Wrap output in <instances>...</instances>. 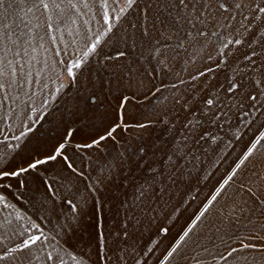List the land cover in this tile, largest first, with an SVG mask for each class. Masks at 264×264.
<instances>
[{
  "label": "snow or ice",
  "instance_id": "6c2138e0",
  "mask_svg": "<svg viewBox=\"0 0 264 264\" xmlns=\"http://www.w3.org/2000/svg\"><path fill=\"white\" fill-rule=\"evenodd\" d=\"M95 2L96 0H0V122L5 117L11 119L15 112L12 104L20 101L22 93L31 98L30 91H26V84L32 82L30 79L32 74L31 71H24L25 64L21 61L28 55V48L25 45H32L36 39V33L33 31L32 38L23 41L20 34L14 30L17 27L15 18L21 11H24L39 20L40 17L36 16V10H40V16L44 17L48 34L51 36V40L55 41L57 37L51 33L63 32L67 28L71 34V26L77 25L78 17L85 14L82 9L92 11L91 4ZM137 3L138 0H112L113 10L116 11V14L111 15L109 0H100V6L104 10V24L107 26L105 30L95 39H90V42L79 50V57L72 58L76 56V53H72L69 63H65L63 60L59 61L64 67L57 75L62 76L66 73L74 86L79 85L80 88L89 92L83 111L78 101L73 106L72 116L77 118L75 122H80L83 119L94 120L95 113L89 116L92 105L96 103L99 93L111 87L110 84H105L102 80H94L91 77H88L86 81L81 79L82 70L97 52L101 37H108L112 33L113 22H118L126 14L127 9H131ZM179 5L187 23L193 27L199 24L205 28L213 29L210 32L201 30L195 34L196 36L217 37L222 33L218 47L220 60L216 67L219 68L221 63L228 64V68L236 73L227 78L223 96L220 94L221 86L217 84L215 90L209 88L201 96L192 94L187 98H176L173 103L178 106V109H170L155 121L150 118L148 122L142 120L131 122L132 118L125 119L124 109L133 97L124 95L120 98L116 110V121L110 123L102 133H98L91 139L77 142L78 130L73 126V123H69L61 140L46 154L39 156L34 154L26 162L17 164L14 157L10 160L6 153L0 151V264H37V262H41V264H69V261H72L73 264H86L81 255L76 253L75 248L69 246V238L76 231L78 217L82 212L79 202L73 198H65L64 203L69 209V214L64 217L63 223L60 225L59 235L61 238H57L49 236L47 229L39 221V217L34 220L32 217L22 215L18 210V205L9 202L6 195V192L10 190L19 197V194L27 186L29 174L37 173L38 175L42 167L61 162L66 171L81 179L95 203H98L96 193L99 191V186L105 182L115 184L119 179L121 187L133 189L130 193L131 199L120 202L121 207L127 208L129 215L118 225H115L107 235L98 220L95 254L98 264H128L129 258L133 259L135 264H144L130 251L129 226L131 224V227L135 228L137 210L142 212L145 201L151 200L153 195L160 193V188L152 182L180 183L181 178L186 174V168L194 166L195 147L201 145V142L214 140L217 131L225 125L231 126L230 114L235 109H243L245 123L250 122L246 119L247 117L255 118L261 109H264V0H179ZM150 8L151 5H148L143 11L145 25L142 28V35L145 38L151 36L146 23ZM10 18H12L11 23L9 22ZM83 23L87 25L89 21L84 20ZM36 27L39 28L40 25L37 24ZM78 27L79 25H77ZM88 32H91L90 27ZM40 39L43 40V37ZM155 43L158 44L159 40H156ZM233 49H240L241 55L237 56L232 51ZM33 51H35L34 48ZM55 54L59 56L60 52L57 51ZM154 54L161 57L162 63L167 59L160 48H155ZM126 55L121 51L117 58ZM230 55L235 59L229 64ZM208 71H213V69L209 68ZM205 74L202 71L197 76H193L192 80H197ZM148 76L151 77L152 73H148ZM120 83L125 88L138 89L146 86L150 81L128 79L126 84L123 80ZM153 88L154 92L162 90L161 87L155 85ZM246 105L247 107H245ZM6 107L8 111L5 113L3 110ZM239 119L240 117H238ZM156 124L163 125L160 137L141 138L135 144H130L127 141L121 143L120 133L131 135L130 129L148 130L154 128ZM32 131L31 127H28L27 132L21 130L16 140L21 141ZM108 141L119 145L116 155L106 160L98 168V175L92 180L91 177L85 175L84 169L77 166L76 159L79 157L85 161L89 160L91 158L89 150L103 151L108 146L106 143ZM262 142H264V131L260 132L255 142L249 145L243 159L238 162L236 167L239 168L243 165L254 154L258 146L264 147ZM0 143H4V141H0ZM137 172L142 173L141 177L136 176ZM235 176L236 172L234 171L223 180L215 194L210 197L204 210L195 217L179 239L166 250L160 259V264H170V261L179 254V250L193 233L197 223L205 216ZM137 179L140 180L139 183L135 182ZM13 181H15V187ZM44 183L50 198L56 199L58 194L53 184L47 181ZM245 191L248 193L249 199L254 198L255 203L264 206V200L259 198L260 191H264V189L258 190L253 184H248L245 186ZM84 203H87V198H84ZM8 209H17L15 215L8 212ZM13 219L16 221L26 219L27 226L18 223L14 227H9L13 224ZM163 231L167 232V229H163ZM261 231L264 229L258 227L246 239L249 241L264 240V236L260 235ZM53 241L55 242L53 243ZM147 251L152 252L153 249L149 247ZM229 258L236 260L237 264H264V244L245 242L242 239L239 247H231L227 254L221 257L223 260ZM198 264H202V262H198Z\"/></svg>",
  "mask_w": 264,
  "mask_h": 264
},
{
  "label": "crops",
  "instance_id": "0c3cea01",
  "mask_svg": "<svg viewBox=\"0 0 264 264\" xmlns=\"http://www.w3.org/2000/svg\"><path fill=\"white\" fill-rule=\"evenodd\" d=\"M158 4L167 7L168 12H164V17H166V12L167 15L178 14L181 21L179 35L184 41L180 45V62L177 63L179 69L177 75L180 76L172 78L173 75L176 76L175 72L173 73L175 68L171 62L164 63L165 76L168 74L169 78H149L147 79L150 81L147 83V93L144 91L141 94L130 95L133 99L125 107L124 113L126 120L132 118L131 122L136 120L148 122L150 118L155 121L170 109H178V106L173 103L176 98H187L192 94L201 96L209 88L215 90L217 84L221 86L220 94L223 96L227 78L236 74L228 68V64L221 63L219 68L216 67L220 60L218 47L222 33L217 37L196 36L195 34L201 30L210 32L213 29L205 28L199 24L193 27L187 23L179 0H138L134 6L147 7L151 5L147 21H155ZM109 5H113L112 0ZM138 13L137 9H132L130 13L126 12L118 22L114 21L115 25L113 22V32L110 37H122L123 34L120 32L124 27L123 22L143 20L144 17H140L143 15ZM100 22L104 24L103 19ZM83 27L88 30L90 26L86 28L83 25ZM106 27L105 24L101 25V32ZM232 51L237 56L241 55L240 49ZM233 59L235 57L230 55L228 63L230 64ZM174 64L177 66L176 63ZM209 68H212L213 71H208ZM202 71L206 73L205 76L192 80L193 76H197ZM38 80L42 82L40 84L43 86L59 85V82H55L54 78H38ZM153 85L161 87L162 90L154 92ZM119 101L120 98L117 97L115 109L101 113L95 124H92L90 119L89 122H82L84 124H73L78 130L77 142L91 139L98 133H102L110 123L115 122ZM52 117H55L54 113ZM238 117H240L239 120ZM58 119L59 115L55 117L56 123H58ZM246 119L250 122H244L243 109H235L230 114L231 126L225 125L217 131L214 140L204 141L201 142V145L196 146L194 166L186 168V174L181 178L180 183L152 182L160 188V193L153 195L151 200L145 201L142 212L137 210L135 228H132L131 224L129 226L130 251L144 264H160V259L166 250L192 224L195 217L208 205L210 197L215 194L219 185L234 171L236 176L233 181L221 192L209 211L200 219L193 229V233L182 245L179 254L170 261V264H198V262H202V264H237L236 260L231 258L223 260L221 257L226 255L231 247H239L240 240L264 244V240L249 241L246 239L258 227L264 229V206L255 203L254 198L249 199L248 193L245 191V186L248 184H253L258 190L264 189V147L258 146L254 154L243 165L239 168L236 167L238 162L243 159L249 145L255 142L260 132L264 131V127H262L264 126V109H261L255 118L249 116ZM66 128L59 125L47 127L41 125L33 128V131L17 144L9 159L14 157L18 164L26 162L34 154L38 156L46 154L61 140ZM162 129L163 125L160 124H156L154 128L148 130L130 129L131 135L120 133L119 138L121 143L127 141L130 144H135L141 138L160 137ZM106 143L108 146L103 151L89 150L91 152L89 160L85 161L79 157L76 159L77 166L84 169L85 175L91 177L92 180L97 177L98 168L106 160L114 157L116 149L119 147L111 141ZM6 150L7 147L3 148V151ZM141 175L140 172L136 174L138 178ZM45 181L53 184L58 194L56 199L50 198ZM135 182L139 183L140 180L137 179ZM12 183L15 187V181ZM26 183L27 186L19 194V197L10 190L6 192L9 202L17 204L18 210L25 217H32L34 220L39 217V221L47 229L50 237L61 238L59 235L60 225L63 223L64 217L69 214V209L64 203L65 198H73L79 202L82 212L78 217L76 231L69 238V246L75 248L76 253L81 255L86 264H98L95 254L97 222L99 220L103 225V230L107 235L115 225L125 219L129 213L126 207H121L120 202L121 200H130V193L133 189L121 187L119 179L115 184L105 182L99 186V191L96 193L98 203H95L81 179L66 171L62 162L42 167L38 175L37 173L29 174ZM84 198H87V203H84ZM259 198L264 200V191H260ZM16 210L8 209L7 211L12 212L14 216ZM18 223L27 226L26 219L23 221L13 219V224L9 227H14ZM163 229H167V232H164ZM260 235L264 236V231H261ZM149 247L153 249L152 252L147 251ZM37 264H41V262H37ZM69 264H73V262L69 261ZM128 264H135V261L129 258Z\"/></svg>",
  "mask_w": 264,
  "mask_h": 264
},
{
  "label": "rangeland",
  "instance_id": "374dc122",
  "mask_svg": "<svg viewBox=\"0 0 264 264\" xmlns=\"http://www.w3.org/2000/svg\"><path fill=\"white\" fill-rule=\"evenodd\" d=\"M91 8L92 11L82 9L85 14L78 17V28L77 25L71 26V34H69L67 28L63 32L51 33V35L57 37L55 41H52L51 36L48 34L44 17L40 16V10H36V16L40 17L39 20L24 11H21L19 16L15 18L17 27L14 30L20 34L21 39L23 41L30 40L33 31L36 33V39L31 46L25 45L28 48V55L21 61L25 64L24 71H31L32 74L30 78L32 82L26 84V91H30L31 98L22 93L20 101L12 104L15 112L12 114L11 119L5 117L0 122V141H4V143H0V151L5 152L8 158L13 154L17 144L20 142L16 140V137L20 135L21 130L27 132L28 127L35 129L41 125L46 127L50 125L67 127L71 121H74V125L84 124L82 123L84 121L89 122V119L75 122L77 118L72 116V109L77 101L83 111L89 92L80 88L79 85L74 86L66 73L62 76H58L57 73L64 67L59 61L63 60L65 63H69L72 53H76V56L72 58L79 57V50L84 48L90 42V39H95L97 35L102 33L100 27L104 24L100 20L103 19L104 10L100 6V0L92 3ZM145 8L146 6L142 5L134 6L131 9H127L126 12L130 13L132 9H137L143 15ZM172 8L174 10V6ZM165 11H167V7L158 4L155 12V21L146 22L151 32L149 38H145L142 35V28L145 25L143 18H141L143 20L137 22H131V20L127 23L123 22L124 27L120 32L123 34L122 37H110L111 33L108 37H101L97 52L86 63L82 74H80V78L85 81L88 77H91L94 80H102L105 84L111 85L110 88L99 93L96 103L92 105L89 116L95 113L96 117L94 120L90 119L92 124L99 120L101 113L115 109L117 97L137 95L144 91L147 93L148 85L138 89L125 88L121 86L120 82L122 80L126 84L128 79L147 81L149 78H169L168 74L165 76V69H163L164 63L167 62H171L175 68L173 73L175 72L176 76L173 75L172 78L180 76L177 75L179 74L177 63L180 62V45L184 41L179 35L181 21L178 14L167 15L168 11L166 12V17H164ZM109 12L111 15L116 13L113 10V5H109ZM172 12L174 13V11ZM140 17L144 16L140 15ZM84 20H88L89 24L85 25L83 23ZM9 22H12V18H10ZM37 24L40 25L39 28L36 27ZM83 25L86 28L90 26L91 32L84 29ZM132 25H135V27H132ZM40 37H43V40ZM156 40H159L158 44L155 43ZM33 48L35 51H33ZM155 48H160L162 54L167 57L164 63L161 62L160 56L154 54ZM57 51L60 52L59 56L55 54ZM121 51L127 55L117 58ZM174 63L177 66H174ZM148 73H152V76L149 77ZM38 78H54V81H58L59 85L43 86ZM3 111L6 113L8 111L7 107ZM53 113L55 117L59 115L58 123H56L55 117H52ZM37 117L39 118L37 119ZM6 147L7 150L3 151V148Z\"/></svg>",
  "mask_w": 264,
  "mask_h": 264
}]
</instances>
